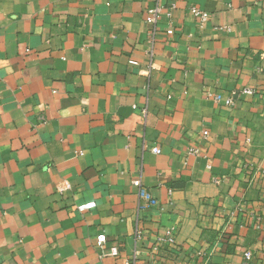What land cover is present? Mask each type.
<instances>
[{
    "label": "crops",
    "instance_id": "obj_1",
    "mask_svg": "<svg viewBox=\"0 0 264 264\" xmlns=\"http://www.w3.org/2000/svg\"><path fill=\"white\" fill-rule=\"evenodd\" d=\"M154 4L0 0V264H264V0Z\"/></svg>",
    "mask_w": 264,
    "mask_h": 264
},
{
    "label": "built area",
    "instance_id": "obj_2",
    "mask_svg": "<svg viewBox=\"0 0 264 264\" xmlns=\"http://www.w3.org/2000/svg\"><path fill=\"white\" fill-rule=\"evenodd\" d=\"M174 8V5H171V9L170 10H166L165 13V17L166 19H170L171 18V10ZM191 15L194 18V20H196V22L199 24V26H204V24L207 22L208 20V14L205 11H202L198 8H191L190 9ZM162 13V7L159 4V0H155V4L152 8H149L146 10V23L150 24L152 29H153V33H151V35L154 34V30H155V26L158 22L159 19V15ZM166 34L168 36L173 34V30L171 28H168L166 30ZM242 94H253V92L251 90H244ZM207 97L210 98L212 101H214L216 104H222L225 106H232V99L231 98H223L220 95H210L207 94ZM208 135L207 132H203V136L206 137ZM153 153L158 154L160 151L159 149L155 148L152 150ZM190 155H198L199 151L197 149H189L188 152ZM138 199L140 201H142L144 203L143 207L144 208H152L155 207L157 205V200L154 199L148 192H146L143 188H139L138 193H137ZM93 208V204L92 203H88L85 204L84 206H80L78 207V209L81 210H90ZM106 242V237L104 234H100L96 237V243H97V247L98 249H103L104 245ZM167 242L172 243V237L171 235L167 237ZM110 256L116 257L118 255V251L116 248H111L110 252H109ZM243 259H244V263L243 264H248L251 259H252V255L249 252H245L243 254Z\"/></svg>",
    "mask_w": 264,
    "mask_h": 264
}]
</instances>
